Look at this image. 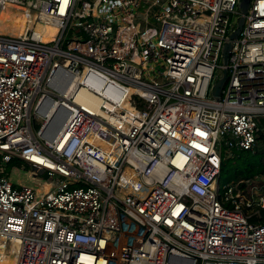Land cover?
<instances>
[{
	"label": "built area",
	"instance_id": "built-area-1",
	"mask_svg": "<svg viewBox=\"0 0 264 264\" xmlns=\"http://www.w3.org/2000/svg\"><path fill=\"white\" fill-rule=\"evenodd\" d=\"M239 3L0 0L32 11L21 35L0 32V155L50 181L39 192L0 175V258L264 264V225L250 222L264 192L217 184L222 151L264 136V0Z\"/></svg>",
	"mask_w": 264,
	"mask_h": 264
},
{
	"label": "trees",
	"instance_id": "trees-1",
	"mask_svg": "<svg viewBox=\"0 0 264 264\" xmlns=\"http://www.w3.org/2000/svg\"><path fill=\"white\" fill-rule=\"evenodd\" d=\"M261 138L254 151H233L231 154L222 151L220 171L217 180L219 189L228 183L235 184L241 180H251L260 175H264V151L259 150L260 144L264 143V136ZM13 160L22 161L18 158H11L10 163ZM9 169V166L6 167V172H9ZM244 187L245 184L240 185V188ZM259 213V218L252 217L250 222L264 225V212L261 210Z\"/></svg>",
	"mask_w": 264,
	"mask_h": 264
},
{
	"label": "rangeland",
	"instance_id": "rangeland-1",
	"mask_svg": "<svg viewBox=\"0 0 264 264\" xmlns=\"http://www.w3.org/2000/svg\"><path fill=\"white\" fill-rule=\"evenodd\" d=\"M236 22V21H235ZM34 132H37L42 126V118H36L34 121ZM259 150L264 151V145L260 144ZM15 159V158H13ZM8 157L0 155V175H3L9 178L15 186L20 185H30L39 190V192L46 191V185L49 188L50 181L46 180L42 177L37 171H35L30 165L25 163L24 161H12ZM10 163V164H9ZM10 167L9 172H6V167ZM264 182V177L256 179L253 178L248 181L244 190L246 192V196L248 194L252 196H258L263 193L264 190H260L258 185ZM249 213L254 214L253 211H249Z\"/></svg>",
	"mask_w": 264,
	"mask_h": 264
},
{
	"label": "bare ground",
	"instance_id": "bare-ground-1",
	"mask_svg": "<svg viewBox=\"0 0 264 264\" xmlns=\"http://www.w3.org/2000/svg\"><path fill=\"white\" fill-rule=\"evenodd\" d=\"M39 4V0H36V6ZM29 13H32L29 8L23 9V11H19L18 9L10 8V9H2L0 11V32L10 33L13 36L21 35L25 27L27 25V17ZM35 32L38 34L46 33L41 38L44 41L50 39V37L54 34V29L48 25L43 26L38 24L35 26ZM53 116V115H52ZM53 122L47 123L44 127L45 130L49 131L52 127ZM58 126V125H57ZM46 189H48L46 185ZM14 253L10 255H4L0 258V264H13Z\"/></svg>",
	"mask_w": 264,
	"mask_h": 264
},
{
	"label": "water",
	"instance_id": "water-1",
	"mask_svg": "<svg viewBox=\"0 0 264 264\" xmlns=\"http://www.w3.org/2000/svg\"><path fill=\"white\" fill-rule=\"evenodd\" d=\"M249 1L250 0H240L239 8H240L242 14H245V12L249 6ZM243 22H244V18L240 17L236 23L235 31L229 36L230 40H235L238 37L240 30H241V27L243 25ZM230 47H231V43H227L222 50V64L223 65L227 64L228 52L230 50ZM226 78H227V70L224 69L222 72L221 78L219 80H217L213 86V90L211 92L212 97H214L216 99L219 98L221 89H222V87L226 81ZM258 126L261 128V132L264 135V118H260L258 120ZM37 172L40 175H42L43 178H46V175L44 174L43 170H37Z\"/></svg>",
	"mask_w": 264,
	"mask_h": 264
}]
</instances>
